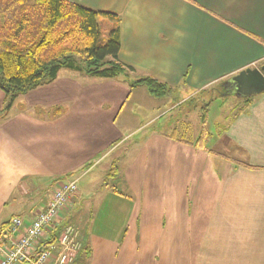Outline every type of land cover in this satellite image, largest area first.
<instances>
[{"label":"crops","instance_id":"obj_1","mask_svg":"<svg viewBox=\"0 0 264 264\" xmlns=\"http://www.w3.org/2000/svg\"><path fill=\"white\" fill-rule=\"evenodd\" d=\"M65 1L120 18L118 61L135 71L128 81L151 77L187 96L261 69L264 61V0ZM128 81L61 70L0 117V227L8 224L0 244L18 237L11 235L14 219L26 228L56 186L74 179L78 191L58 225L76 227L82 212L93 213L87 242L76 227L81 251L73 264H264V93L211 134L205 148L195 147L197 131L190 142L182 140L189 134L184 123L130 145L125 142L166 114L151 115L132 131L125 105L134 97L158 113L174 94L154 99ZM140 89L145 99L135 96ZM4 106L0 91V112ZM58 107L63 113L53 118ZM113 166L117 173L103 185ZM153 166L157 171L148 174H158V184L179 178L190 189L148 194L152 207L143 193L139 207L116 187L120 177L138 183ZM84 178L89 182L79 185ZM52 230L41 247L57 242Z\"/></svg>","mask_w":264,"mask_h":264},{"label":"trees","instance_id":"obj_2","mask_svg":"<svg viewBox=\"0 0 264 264\" xmlns=\"http://www.w3.org/2000/svg\"><path fill=\"white\" fill-rule=\"evenodd\" d=\"M119 50L120 18L116 15L65 0H0V91L5 97L0 117L17 98L53 82L61 70L127 82L135 71L118 61ZM128 83L130 88H144L154 99L165 98L173 91L151 77ZM252 98L243 99L241 111L250 106ZM62 113L59 107L51 111L53 118ZM201 117L195 142L199 149L205 148L211 137L206 129V111ZM115 171L113 166L108 177ZM64 226L59 224L52 230L51 242L58 239ZM7 227L8 224L1 225L0 234Z\"/></svg>","mask_w":264,"mask_h":264},{"label":"rangeland","instance_id":"obj_3","mask_svg":"<svg viewBox=\"0 0 264 264\" xmlns=\"http://www.w3.org/2000/svg\"><path fill=\"white\" fill-rule=\"evenodd\" d=\"M260 68H264V61L261 64ZM130 77H132V75H130ZM225 82L223 81L211 85L205 90L194 92L193 94L190 95L188 94L187 96L176 95L174 91H172L166 97L169 96L171 97V94L172 95L174 94L173 95L174 99H172L171 97L170 102L166 103L168 105H166L163 108V110H161L158 113H157L158 108H153L150 102L148 103L143 102L142 99H145L146 98L145 96L148 95H144L146 94V91L144 89H140L142 90L140 92L143 93H136L135 96H138L142 101H138L139 103L136 104V102L134 101L135 98L132 97L131 101L125 105V109L123 111V116H126L125 118L128 119L130 130L137 131L138 129H140L141 126L146 125L147 123L146 118L149 119L151 115L155 114L154 116H156L159 113L164 112L163 114H166V116L159 118L158 121L155 122V124L147 126L143 130V132L139 133L138 136H134L125 143L133 145V143H135L134 141L135 140L137 141V138L139 136H143L145 133L151 131H155V132L161 131L163 134L166 132L169 133L170 130H173L175 125H179L180 127L181 125H183V123L189 129L188 130L189 134L187 137L183 138L182 140L190 142V137H189L190 133L193 134V131H197L198 133L200 132V128H201L200 123L202 118L201 116L204 111H206V118H207L206 129L213 135L214 133H216V131H221L220 128H222V126L226 127L228 125L233 115L238 112L239 108L243 104L242 103L243 99L237 98L236 96L231 94L230 92L231 90L226 89V86L224 85ZM17 107L22 108L24 107V104L18 103ZM208 140L206 142H208ZM150 170H152V172L157 171V169L154 166L152 168L145 167L144 170L140 172V176H139L140 181L135 184L131 183L133 180L132 177L127 179V181L123 177L116 179L121 182L119 185L116 186L119 189V191L125 193L126 196L128 193L129 194L128 197L130 199L133 198L132 200L134 202L136 200L139 207L143 203V201L139 198L143 193H144L143 195L146 196L144 203L152 207L153 200L150 202L147 201V196L149 195H153V194L165 195V194H171V193L173 194V193H181V192L184 193L187 192L188 189H190V186L183 185V179H179V178H176L175 184L170 183V180H168V182L165 183L164 179H161L163 182L161 184H158L156 182L157 181L156 178L159 177L158 174L152 177L151 174H148ZM102 171L103 170L101 168L95 170L93 178L96 180L99 176V173H101ZM114 173L116 174L117 172L115 171ZM143 175L144 177H142ZM89 180L90 178L89 179L84 178L83 181L79 182V185L87 184ZM105 181L106 180H104L103 185H105ZM109 181L110 178L108 182ZM113 182L114 181L110 182V185L115 186ZM126 182H128V184ZM77 188H78V184H77ZM51 191L52 190L49 189L48 192L43 193L42 196L46 197ZM37 210H34L33 213H35ZM152 211H154V209H152ZM91 213L93 212H89L88 210H86L81 213L83 215L82 218L80 219L81 223L73 222L76 225V227H78L79 231L81 230V232L85 234L86 242L90 234L89 231L90 226L92 227ZM72 226L78 231V229L74 225Z\"/></svg>","mask_w":264,"mask_h":264},{"label":"built area","instance_id":"obj_4","mask_svg":"<svg viewBox=\"0 0 264 264\" xmlns=\"http://www.w3.org/2000/svg\"><path fill=\"white\" fill-rule=\"evenodd\" d=\"M78 191L77 180H67L56 186L44 211L35 214L30 224L23 228L22 220L12 221L11 235L18 237L0 244V264H72L81 251L78 231L65 225L55 244L41 247V239L49 229L58 225L60 215Z\"/></svg>","mask_w":264,"mask_h":264},{"label":"water","instance_id":"obj_5","mask_svg":"<svg viewBox=\"0 0 264 264\" xmlns=\"http://www.w3.org/2000/svg\"><path fill=\"white\" fill-rule=\"evenodd\" d=\"M264 68L247 69L224 83L226 89L239 99H248L264 93Z\"/></svg>","mask_w":264,"mask_h":264}]
</instances>
